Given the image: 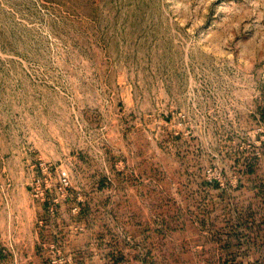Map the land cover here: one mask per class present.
I'll return each instance as SVG.
<instances>
[{"label":"rangeland","instance_id":"1","mask_svg":"<svg viewBox=\"0 0 264 264\" xmlns=\"http://www.w3.org/2000/svg\"><path fill=\"white\" fill-rule=\"evenodd\" d=\"M0 264H264V0H0Z\"/></svg>","mask_w":264,"mask_h":264}]
</instances>
